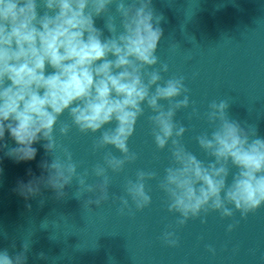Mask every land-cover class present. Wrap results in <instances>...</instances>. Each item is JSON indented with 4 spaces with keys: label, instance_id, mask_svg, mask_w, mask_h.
Segmentation results:
<instances>
[{
    "label": "clouds",
    "instance_id": "clouds-1",
    "mask_svg": "<svg viewBox=\"0 0 264 264\" xmlns=\"http://www.w3.org/2000/svg\"><path fill=\"white\" fill-rule=\"evenodd\" d=\"M100 17L103 29L95 24ZM163 19L152 0H0V150L18 162L31 161L33 145L44 141L51 159L39 164L40 176L19 182V194L28 199L50 189L59 200L75 181V199L91 194L83 201L89 212L91 205L118 201V213L132 216L151 205L147 182L156 180L167 210L176 215L160 239L176 248L177 230L190 219L206 223L209 213H219L233 220L226 229L231 233L237 212L244 219L264 206V137L256 125L230 117L228 100L213 99L204 114L210 131L195 136L207 159L187 149L182 141L188 129L177 113L191 106L189 119L200 114L185 77L163 75L169 72L157 55ZM146 109L153 143L168 149L170 162L162 177L139 169L125 179L122 195L110 194L109 172L122 173L138 159L129 140ZM65 113L70 123L60 119ZM72 128L95 137L91 151L103 153L102 163L80 170L62 142ZM6 132L15 147L7 144ZM206 248L216 255L212 245ZM29 250L25 242L14 256L0 249V264H27ZM38 258L48 259L43 252Z\"/></svg>",
    "mask_w": 264,
    "mask_h": 264
}]
</instances>
